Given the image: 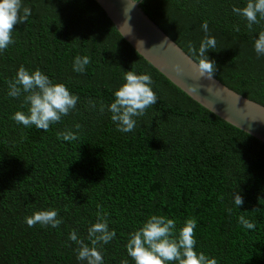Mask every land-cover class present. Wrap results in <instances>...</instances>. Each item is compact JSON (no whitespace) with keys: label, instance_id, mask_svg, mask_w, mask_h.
I'll return each instance as SVG.
<instances>
[{"label":"trees","instance_id":"1","mask_svg":"<svg viewBox=\"0 0 264 264\" xmlns=\"http://www.w3.org/2000/svg\"><path fill=\"white\" fill-rule=\"evenodd\" d=\"M132 1L197 65L207 21V35L216 40L207 52L216 62L214 78L264 107V55L254 48L264 20L250 30L232 11L247 0ZM22 6L32 14L14 26V43L0 52V264H86L69 234L75 229L90 243L88 228L101 210L116 231L103 245L104 264H134L126 250L130 233L153 214L174 219L177 232L195 218V250L218 264H264V144L161 76L107 27L91 0H22ZM76 56L90 57L83 73L73 70ZM21 65L39 68L79 97L48 131L12 118L29 107L25 94L8 96L7 82ZM131 70L151 74L158 101L122 133L108 106ZM69 130L77 140L58 138ZM232 192L243 205L234 204ZM49 209L63 219L58 228L27 225L26 217ZM241 215L255 230L240 224Z\"/></svg>","mask_w":264,"mask_h":264},{"label":"clouds","instance_id":"2","mask_svg":"<svg viewBox=\"0 0 264 264\" xmlns=\"http://www.w3.org/2000/svg\"><path fill=\"white\" fill-rule=\"evenodd\" d=\"M232 11L237 16L245 18L247 27L251 30L254 24H259L261 20H264V0H247L245 7H233ZM31 14V7L22 6V0H0V52L14 43L12 35L15 30L14 26L26 23ZM201 27L205 36L198 50L200 57L198 71L200 77L212 80L216 72V62L208 57L207 52L209 49L216 48V40L207 35L209 31L207 21H204ZM235 30L239 31V27ZM188 47L194 55L197 53L192 42H189ZM254 48L258 57L264 55V31L259 32ZM90 62L88 56H76L73 70L83 73ZM124 80L125 83L115 91L114 102L108 106V111L112 114L111 120L116 124L117 130L128 133L136 127L135 118L142 117L149 107L156 104L158 98L151 87L154 83L151 74L125 71ZM7 83L8 96L17 98L22 93L25 94L24 104L29 105L27 114L17 111L12 117L15 122L25 127L34 125L37 129L48 131L50 125L60 122L62 117L69 115L76 108L79 100V97L72 94L66 85L53 83L39 68L30 72L21 65L16 76ZM89 104L92 108L96 106L92 101H89ZM100 111H104L103 105ZM81 127L80 124L75 125L77 132ZM58 138L64 141H74L78 139V135L69 130L58 133ZM231 195L237 207L243 205L244 200L239 192H232ZM228 212L231 213V209H228ZM239 222L245 228L255 230L256 225L243 215L239 217ZM26 223L29 227L40 224L58 228L63 223V219L59 217L58 210L49 209L34 212L26 217ZM196 227L195 218H188L177 232L174 219L162 215H150L137 230L130 233L126 244L128 256L132 258L134 264H172V262L218 264L215 258H209L204 252L195 250L197 241L194 229ZM114 238H116V231L115 229L109 230L107 213L102 210L97 212L96 222L88 228L86 240L90 243L79 238L75 229L69 234V240L77 245L74 250L77 254L76 258L86 261V264H104L103 245L110 243ZM121 264H129V262L124 259Z\"/></svg>","mask_w":264,"mask_h":264},{"label":"water","instance_id":"3","mask_svg":"<svg viewBox=\"0 0 264 264\" xmlns=\"http://www.w3.org/2000/svg\"><path fill=\"white\" fill-rule=\"evenodd\" d=\"M91 2L110 30L189 99L219 121L264 144V107L214 77H200L198 65L141 12L138 3Z\"/></svg>","mask_w":264,"mask_h":264}]
</instances>
